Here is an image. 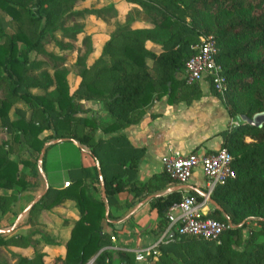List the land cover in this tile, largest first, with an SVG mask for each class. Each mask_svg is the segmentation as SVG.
Masks as SVG:
<instances>
[{"label": "trees", "instance_id": "trees-1", "mask_svg": "<svg viewBox=\"0 0 264 264\" xmlns=\"http://www.w3.org/2000/svg\"><path fill=\"white\" fill-rule=\"evenodd\" d=\"M58 1L0 0V10L18 25L9 32L8 19L0 15V127L4 135L0 140V191H12L0 192V220L13 214L11 204L18 193L39 183L37 161L44 143L54 138L74 139L89 149L98 166H92L90 176L80 168V176L57 190V200L73 199L80 213L65 253L47 258L40 252L31 257L12 252L15 264H85L93 256L92 264H140L132 252L119 251L115 258L111 250H100L109 244V236L102 231L105 201L110 205L118 201L121 192L134 191L136 196L172 180L163 173L146 183L137 182L134 174L141 151L119 131L137 123L157 98L167 95L169 103H174L182 90L199 96L197 84L186 83L183 73L195 52L193 46L201 36L211 34L218 47L216 60L226 79L221 98L229 116L252 117L264 111V0H120L136 5L148 20L141 27L126 24L113 29L95 57L91 36H85L74 62L78 81L73 89L65 57L46 51L42 41L47 35L54 39L58 32L59 48L74 51L82 28L72 19L109 13L116 3L71 11L51 27ZM35 50L56 62L51 73L30 74L42 64L32 57ZM81 100L97 101L110 119L101 121L94 113H87ZM18 101H24L28 108L11 118L9 111ZM97 130L106 136L97 137ZM221 134V147L233 156L235 177L214 188L210 198L222 210L213 207L207 215L225 221V214L233 226L218 241L176 235L159 245V254L149 258L153 264H264V122L260 126L240 124ZM14 144L24 147L29 157L12 159ZM19 164L29 167L32 179ZM180 200L172 193L152 198L150 207L162 217L156 233L167 225L163 216L168 207ZM245 219L249 223L237 226ZM247 225L248 237L237 249L236 238ZM23 239L19 234L0 236V246L20 245Z\"/></svg>", "mask_w": 264, "mask_h": 264}, {"label": "crops", "instance_id": "crops-1", "mask_svg": "<svg viewBox=\"0 0 264 264\" xmlns=\"http://www.w3.org/2000/svg\"><path fill=\"white\" fill-rule=\"evenodd\" d=\"M124 4L130 7L134 5ZM146 21L140 23L137 20L131 25L141 27ZM107 37L108 35L104 40ZM154 49L158 50L155 47ZM147 63L150 64V60H147ZM199 90L200 94L197 97H193L187 90L180 91L174 103H169L167 95L155 99L137 123L119 131L125 135L132 147L141 151L134 174L137 182L143 184L154 179L155 176H162L164 172L161 158L164 155L174 153L185 155L191 152L204 154L221 147L223 141L221 133L230 129L229 114L219 96L209 94L205 87L202 89V84ZM80 102L88 113L93 112L101 121L109 117L97 101L81 100ZM0 131L3 137L2 129ZM96 136L106 135L97 130ZM49 149L51 152L49 159L45 158L44 173L43 170H39L37 161L39 183L18 193L16 200L11 204L13 214L6 215L0 220V236L19 234L25 237L20 245L0 246V264H15L16 259L12 257V252H20L28 257L40 252L45 253L47 258L62 257L65 253L71 228L80 213L73 199L57 200V190L68 187L80 176V168L83 169L85 176H90L96 161L89 153V149L74 139L63 138L47 145L46 154ZM68 150L71 152H67ZM11 158L16 159L13 154ZM19 168L28 175L29 179L33 178L29 174V167L19 164ZM71 173L76 174L75 178L69 177ZM66 182L69 183L68 186L65 185ZM153 183L157 184L158 181L153 180ZM0 192L10 194L12 191ZM205 192L206 180L200 168L194 170L186 183L172 180L163 187L143 190L136 196L134 191L121 192L117 202L109 205L105 201L106 210L108 214L110 212L111 217L109 218L105 213L102 231L109 236V244L100 250L109 249L116 258L119 251L134 253L137 248L152 246L163 232L156 233L158 231L156 225L162 217H159L156 209L150 207L152 198L166 196L169 193L180 197L189 193L197 198L203 197ZM131 200L134 201L130 203ZM213 207L215 206L210 202L207 205V212ZM163 218L167 219L166 213ZM114 225L121 227L115 228ZM92 258L86 263H93ZM56 264H61V261Z\"/></svg>", "mask_w": 264, "mask_h": 264}, {"label": "built area", "instance_id": "built-area-1", "mask_svg": "<svg viewBox=\"0 0 264 264\" xmlns=\"http://www.w3.org/2000/svg\"><path fill=\"white\" fill-rule=\"evenodd\" d=\"M193 47L195 52L188 58L184 68L186 83H198L208 78L213 89L223 93L226 88V79L221 65L216 60L218 47L214 35L201 36L200 42ZM232 160V154L225 147H219L213 152L204 154L191 152L185 155L174 153L162 156L163 172L171 180L179 183H186L194 170L200 168L206 180V192L201 200L187 193L179 202L171 204L166 212L167 225L159 240L150 247L135 249L136 261H142L145 255L153 251L155 247L157 248L162 241L173 240L176 235H191L218 241L220 235L233 226L227 219L220 221L209 217L206 210L214 188L235 177ZM68 184V182L65 183L66 186ZM171 232L173 236H169Z\"/></svg>", "mask_w": 264, "mask_h": 264}, {"label": "rangeland", "instance_id": "rangeland-1", "mask_svg": "<svg viewBox=\"0 0 264 264\" xmlns=\"http://www.w3.org/2000/svg\"><path fill=\"white\" fill-rule=\"evenodd\" d=\"M55 1H57V0H55ZM60 1H62V2H60ZM60 1H58L60 3V6H57V5H56V7L54 6V8L56 9V16L53 18V24L51 25V27L52 26L54 27L55 24H57L63 17H66L71 11L82 10L85 8H90V7H95V6H106V4L109 3L108 0H75V1L60 0ZM112 2L116 3V5L114 6L113 10L109 11V13L106 11L103 13L100 12L96 15L86 14V15H83L80 17H75L72 19V23H76L77 25H79L82 28V32L78 35L77 40L75 41L76 49L74 51L66 52V51L61 50L59 48V46L56 44L58 38H60L58 32L54 33V39H52V37L47 35L42 41L43 47L46 51H50L51 54H54L56 56H64L65 57V59H66L65 64L71 71L70 72L71 73L70 74V80H71V88L72 89L76 86L77 81H78V75H77L78 68L74 65V62H75L78 50L83 49L82 39L85 36H87V35L91 36V42H92V47H93V57H95L99 53V50H100V47H101L102 42L104 40V37L109 35L113 29L117 28L120 25L133 24V22L137 21V20L140 23L143 22V20H148V18L143 13H141V11L139 10V8L136 5H131V7H130L127 4L125 5L120 0H112ZM0 15L2 17H5L8 19V17L6 16V14L2 10H0ZM17 27H18V25L16 22L8 19V31L9 32H14L17 29ZM19 46L21 49L24 48V45L22 43H20ZM32 57L39 59V60H42V64H41L40 68L33 69L30 71V74L32 76L38 77L40 75V73L44 72V71H47L49 73L52 72V67L56 63L52 59V57L46 56L43 53L38 52L37 50H35L33 52ZM183 75H184V73H183ZM196 84L199 87L202 84V89L205 87V90H207V92L209 94H211V95H212V93L216 94L217 96L220 97L221 103L223 102V99L221 98L223 93L216 92L213 89L208 78H205L204 80L199 81ZM32 92L39 93L40 91L36 90V89H32ZM2 96L3 95L0 92V98ZM223 105H224V102H223ZM27 108H28V105L24 101H18L16 103V105H14L10 109L9 116L11 118H15V117L19 116L20 113H22V111L26 110ZM89 113H91V112H89ZM252 117H249V118H252ZM109 119H110V117H106L103 120L106 121ZM229 122H230L229 128H234L236 126H239L240 124L246 123L244 120L241 119V115H236L235 117H230ZM1 138H2V135H1V131H0V139ZM245 140L250 141V138L245 137ZM13 149H14V152L12 154L16 159H19L21 157L22 158L29 157L28 153L26 152L24 147L20 148L18 144H14ZM50 152H51V150L49 149L47 151V154L46 153L44 154V160L43 161H45V158L47 160L49 159ZM67 152H71V151L68 150ZM72 155H74L73 152H72ZM31 160L33 161V156H31ZM42 170H43V173L46 170V165L44 162H43ZM71 174H69V177L75 178L76 174H74V173H71ZM224 217H225V220L226 219L229 220L225 214H224ZM243 223H249L248 219H245L241 223H238L237 226H242ZM252 224L254 225L255 223H252ZM248 230H249V225H247L241 229L240 235L236 238L237 242L234 243V246L237 249H240L243 247L244 240L248 237ZM170 241H172V240H170ZM170 241H162L160 244H166ZM158 247L157 248L155 247V249H153V251L151 250L149 253H147L142 261H136L135 259L134 260L140 264H153V260L152 259L149 260V258L151 256L153 258V256H156L157 254H159Z\"/></svg>", "mask_w": 264, "mask_h": 264}, {"label": "water", "instance_id": "water-1", "mask_svg": "<svg viewBox=\"0 0 264 264\" xmlns=\"http://www.w3.org/2000/svg\"><path fill=\"white\" fill-rule=\"evenodd\" d=\"M241 119L244 120L247 124H250V125H255V126H260L263 122H264V111H261V112H257L253 115L252 118H249L245 115H241ZM63 138H54V139H51L47 142L44 143L42 149L40 150V154H39V158H38V167H39V170L42 171V161H43V156H44V153H45V148L47 145L51 144V143H55L59 140H62ZM90 153V151H89ZM96 164L98 166V162L96 161ZM99 174L100 171H99ZM102 188L104 189V184L102 183ZM210 202L216 207L218 208L219 210H222L220 208V206L213 200L210 198ZM108 214V210H106V215ZM115 228H120L121 226H117V225H114ZM173 232H171L169 234V236H173ZM95 258V257H94ZM94 258H92V260H94Z\"/></svg>", "mask_w": 264, "mask_h": 264}]
</instances>
